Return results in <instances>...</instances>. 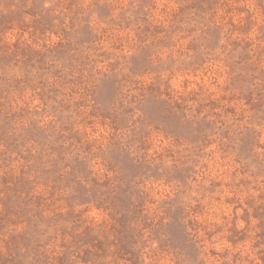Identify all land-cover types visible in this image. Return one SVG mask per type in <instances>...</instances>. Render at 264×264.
Instances as JSON below:
<instances>
[{"label": "rangeland", "instance_id": "1", "mask_svg": "<svg viewBox=\"0 0 264 264\" xmlns=\"http://www.w3.org/2000/svg\"><path fill=\"white\" fill-rule=\"evenodd\" d=\"M0 264H264V0H0Z\"/></svg>", "mask_w": 264, "mask_h": 264}]
</instances>
